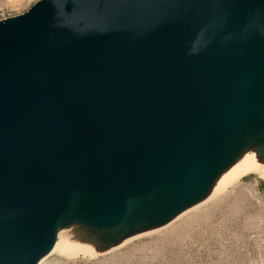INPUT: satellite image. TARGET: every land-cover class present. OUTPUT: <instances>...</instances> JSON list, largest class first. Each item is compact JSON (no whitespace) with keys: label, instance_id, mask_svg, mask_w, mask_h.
Masks as SVG:
<instances>
[{"label":"water","instance_id":"1","mask_svg":"<svg viewBox=\"0 0 264 264\" xmlns=\"http://www.w3.org/2000/svg\"><path fill=\"white\" fill-rule=\"evenodd\" d=\"M258 1L39 0L0 21V240L22 242L7 264L45 252L65 206L44 164L107 145L126 167L181 138L167 159L186 160L184 173H161L164 161L152 185L196 180L215 98L263 67ZM119 191L108 215L122 213Z\"/></svg>","mask_w":264,"mask_h":264},{"label":"bare ground","instance_id":"2","mask_svg":"<svg viewBox=\"0 0 264 264\" xmlns=\"http://www.w3.org/2000/svg\"><path fill=\"white\" fill-rule=\"evenodd\" d=\"M257 5L264 18V0H259ZM258 65L263 67L252 71L251 68L241 70L238 73L237 80L239 76L246 75L250 71L253 75L243 78L240 82L236 80L234 83L226 85L215 98L212 109L207 116L206 127L209 132L205 131L203 133L204 137L206 134L210 137V143L207 146L208 152L204 153L199 159L201 161L197 167V169H200L198 177L186 185H184L186 182L181 183L173 178H167L166 180L163 178L157 183L162 185L154 187L152 185L157 178L154 175L159 174L158 168L164 161H166V165L162 166V168L165 167L164 169L160 167L161 173L166 171L168 167L170 170H177V174L179 172L184 173L182 171L186 168V160L182 159L184 162L179 163L181 158H178V154H173L172 160L168 161L167 159L171 157L169 156L170 152L173 151V147L175 149L178 139L181 140V138H176L171 144L168 143L161 150L146 157L133 159L127 163L126 167L119 166L118 163L122 150L114 153L110 151L107 145L94 148L59 163L44 164L43 168L50 171L56 180L65 187L67 200L63 210L54 220L49 246L30 264H39L47 255L53 252L73 255L85 251L86 254L92 255L96 252L109 250L111 245L106 243L107 241L119 245L120 241L124 240L126 242L129 238H133L137 234L133 232L129 234L126 229L124 230L121 219L125 210L128 209L125 222H127L129 228L131 227V206L135 199L139 204L144 198L152 199L155 196L154 193L167 192V196L173 200V207H164L165 209L159 207L151 212L152 215L159 214L154 218H161L162 213L166 217V214L176 211L181 205L183 206L190 200L187 195L185 196L182 193L187 187L205 189V199L209 198L210 195L215 198V195L222 194L228 186L248 172H255L260 176H264V147L258 145L260 141L257 135L254 136L260 125L258 122L259 113L264 107V90L262 89L264 86V80H262L264 79V56L260 58ZM258 75L259 78H257ZM160 120H162L161 117L157 118L156 122ZM197 144L196 141L193 146L196 147ZM56 165L63 170H54ZM208 180H210L209 183ZM171 186L173 187L171 191L174 190L178 194L174 195L170 191ZM120 189H125L128 192L127 196L123 197L122 213H119L116 217L113 212L114 209H112L111 214L108 215V210H101V206L105 204V200L110 195H116L117 197L121 195ZM145 190L147 192L144 194L133 195L135 192ZM197 193V191L193 193V196ZM151 194L154 195L150 196ZM110 199L107 203L113 204V200L109 201ZM154 199L156 198L152 200ZM163 199L165 197L161 196V200ZM79 202L80 207H78ZM164 202L166 204V200ZM109 204H107V207ZM157 204L159 205V203ZM80 212H83L84 222H88L89 226L75 222L73 226L67 228L66 224L68 222L66 221L71 215ZM90 241H93L94 244L89 243ZM95 241L99 242L95 243Z\"/></svg>","mask_w":264,"mask_h":264},{"label":"rangeland","instance_id":"3","mask_svg":"<svg viewBox=\"0 0 264 264\" xmlns=\"http://www.w3.org/2000/svg\"><path fill=\"white\" fill-rule=\"evenodd\" d=\"M38 1L0 0V21L27 12ZM258 119L260 125L254 136L264 147V107ZM204 190L187 187L182 193L190 200L166 217L162 213L161 218H154L159 214L151 212L173 207L167 192L154 193L156 199L144 198L139 204L135 199L131 227L125 222L128 209L121 223L124 230L136 236L119 245L107 241L109 250L92 255L85 251L73 255L53 252L39 264H264V176L248 172L215 198L209 194L212 198L205 199ZM83 212L71 215L67 228L75 222L89 226ZM21 245L20 241L0 240V264L14 261Z\"/></svg>","mask_w":264,"mask_h":264}]
</instances>
